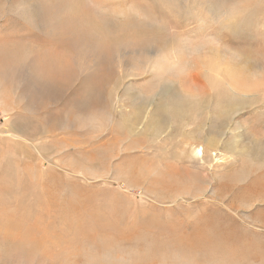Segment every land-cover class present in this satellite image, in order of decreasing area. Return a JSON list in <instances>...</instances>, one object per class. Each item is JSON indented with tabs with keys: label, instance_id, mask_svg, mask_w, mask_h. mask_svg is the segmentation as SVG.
I'll return each instance as SVG.
<instances>
[{
	"label": "rangeland",
	"instance_id": "1",
	"mask_svg": "<svg viewBox=\"0 0 264 264\" xmlns=\"http://www.w3.org/2000/svg\"><path fill=\"white\" fill-rule=\"evenodd\" d=\"M0 264H264V0H0Z\"/></svg>",
	"mask_w": 264,
	"mask_h": 264
},
{
	"label": "bare ground",
	"instance_id": "2",
	"mask_svg": "<svg viewBox=\"0 0 264 264\" xmlns=\"http://www.w3.org/2000/svg\"><path fill=\"white\" fill-rule=\"evenodd\" d=\"M196 149V148H195ZM203 149L200 147H198V149L196 150V152H197V154L199 155V156H201V155H203L204 153H203Z\"/></svg>",
	"mask_w": 264,
	"mask_h": 264
}]
</instances>
